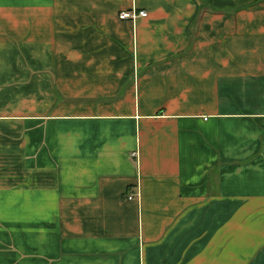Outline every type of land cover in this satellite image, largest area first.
I'll return each mask as SVG.
<instances>
[{
  "label": "crops",
  "instance_id": "obj_1",
  "mask_svg": "<svg viewBox=\"0 0 264 264\" xmlns=\"http://www.w3.org/2000/svg\"><path fill=\"white\" fill-rule=\"evenodd\" d=\"M0 264H264V0H0Z\"/></svg>",
  "mask_w": 264,
  "mask_h": 264
},
{
  "label": "built area",
  "instance_id": "obj_2",
  "mask_svg": "<svg viewBox=\"0 0 264 264\" xmlns=\"http://www.w3.org/2000/svg\"><path fill=\"white\" fill-rule=\"evenodd\" d=\"M145 11H137L134 10H128V11H120L117 14L118 19H134L137 16H145ZM131 155H135L134 152L131 153Z\"/></svg>",
  "mask_w": 264,
  "mask_h": 264
}]
</instances>
